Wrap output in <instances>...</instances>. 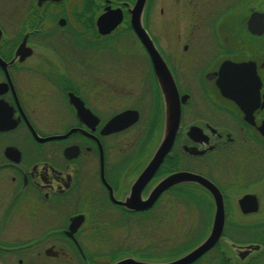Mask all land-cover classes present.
Returning <instances> with one entry per match:
<instances>
[{
  "label": "flooded vegetation",
  "instance_id": "1",
  "mask_svg": "<svg viewBox=\"0 0 264 264\" xmlns=\"http://www.w3.org/2000/svg\"><path fill=\"white\" fill-rule=\"evenodd\" d=\"M135 1L0 0V264L168 263L213 234L189 264H264V0H160L155 28L147 0L142 25L179 94L180 119L170 152L138 189L166 104L130 23ZM107 7L124 19L103 32ZM225 64L239 65L227 90ZM127 110L139 119L105 133ZM179 172L203 179L132 207ZM168 222L191 227L171 248L156 235L161 249L142 255L132 235L116 233Z\"/></svg>",
  "mask_w": 264,
  "mask_h": 264
},
{
  "label": "water",
  "instance_id": "2",
  "mask_svg": "<svg viewBox=\"0 0 264 264\" xmlns=\"http://www.w3.org/2000/svg\"><path fill=\"white\" fill-rule=\"evenodd\" d=\"M39 4H41L43 1L46 0H38ZM147 0H136L135 4L133 6L128 7V11L130 13V23L136 34L139 36V38L142 40V42L146 45L156 73L159 77V82L163 89V95L165 99L166 104V125H165V131L164 136L161 141L160 146L158 147L157 151L155 152V155L149 164V166L146 168V170L140 175L139 179L137 180L136 184L134 185V188L138 189L144 186V184L150 179L152 174L154 173L156 167L164 160L165 156L170 152L175 135L178 129L179 125V119H180V101H179V94L177 93L174 82L172 80V77L166 67L165 62L163 61L162 57L156 50L152 40L150 39L148 33L146 32L145 28L142 25V15L145 8ZM128 5V4H127ZM124 19V11L121 7L118 8H111L107 7L106 12H104L98 20L99 26L102 28L103 32H109L113 29H115L117 26H119ZM238 64H230V65H223L221 68V71L225 74L226 68H230L231 71L228 73L227 79L228 82L231 83L233 87H235V83L237 82V71H238ZM235 84V85H234ZM226 96L234 99L236 102L239 101L238 93H223ZM76 106H79L77 102H75ZM139 119L138 112L136 111H124L118 115H116L104 128L105 133L115 132L119 130H123L132 124H134ZM195 179H203L201 177L192 175L188 172H179L174 173L166 177L161 183L158 184V186L155 188V190L151 194V198L147 203L141 205V206H135L134 209L136 210H143L148 208L154 200L159 196V194L181 182H189ZM202 184H207V182H203ZM218 214L219 216L220 211H222L220 208H218ZM82 218V216H77L75 219ZM77 224L75 222L72 223V226H76ZM215 230L221 228V224L217 223L214 226ZM217 236L213 234L210 238L206 239L202 244H200L198 247L193 249L191 252L186 254L184 257L168 262V263H149V262H142L135 260L134 258H124L122 260L117 261L115 264H189L190 262L194 261L196 258L201 256L204 252H206L208 249H210L216 242Z\"/></svg>",
  "mask_w": 264,
  "mask_h": 264
},
{
  "label": "rangeland",
  "instance_id": "3",
  "mask_svg": "<svg viewBox=\"0 0 264 264\" xmlns=\"http://www.w3.org/2000/svg\"><path fill=\"white\" fill-rule=\"evenodd\" d=\"M159 4H161V1L155 0L154 5H152V12H154L152 26L154 28L157 26L156 20L159 14ZM189 227L191 226H189L188 222H185V224L181 225L177 224V226L174 225L172 222L164 223L160 226H144L132 223L131 226L116 228V233L118 235H132V250L133 252H140V255H142V251L145 249H161L160 246L162 245V242L165 244L166 247L168 246L171 248L176 242V240L179 239L180 235L185 233L189 229ZM162 233L164 235H167L166 240H163L162 242L158 243L155 240L156 235H161ZM117 244L124 245V242L122 243L118 241Z\"/></svg>",
  "mask_w": 264,
  "mask_h": 264
},
{
  "label": "snow or ice",
  "instance_id": "4",
  "mask_svg": "<svg viewBox=\"0 0 264 264\" xmlns=\"http://www.w3.org/2000/svg\"><path fill=\"white\" fill-rule=\"evenodd\" d=\"M230 71H231L230 68H226V70H225V78H224V82H223V85L222 86H224L226 90L229 87L227 76H228V73Z\"/></svg>",
  "mask_w": 264,
  "mask_h": 264
}]
</instances>
